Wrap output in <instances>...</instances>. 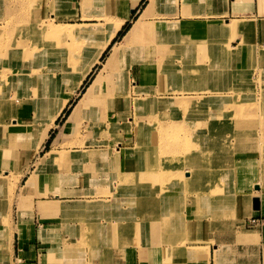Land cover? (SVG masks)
Here are the masks:
<instances>
[{"label": "crops", "instance_id": "1", "mask_svg": "<svg viewBox=\"0 0 264 264\" xmlns=\"http://www.w3.org/2000/svg\"><path fill=\"white\" fill-rule=\"evenodd\" d=\"M142 3L143 0H59L56 8V15L70 24H97L104 20L103 17L108 12L124 19L122 29L127 22L133 24L145 13L146 23L154 24L159 30L165 28L156 34L157 40L160 38L164 41L159 42L160 46L154 54L155 62L151 69L155 71L153 78L152 75V79L147 78L146 58L143 55L138 62L139 72L135 73L136 78L132 81L141 91L133 92L129 99V109L125 105L127 102L120 97V114L133 112V107L136 110L137 100L147 97L144 91L147 85L155 90L161 86L176 89L159 93L154 91L152 97H156L155 99L165 97L171 101L173 97L200 95L220 100L233 96L237 85L243 82L237 78L236 73L242 71V75L248 76V82L254 81L256 91L261 92L264 87V0H145L141 8ZM2 15L0 13V18H3ZM72 15L76 19L70 18ZM169 25L172 26L171 32L166 30ZM163 69L168 70V77L162 81L160 76ZM131 119L120 120L117 136V132L110 133L108 137L98 136L95 131H90L91 135L86 132L87 141L90 139V142L84 148L75 146L74 152H85L87 160L85 154L78 153L73 168L68 172L73 181L62 185V189L69 194H64L55 202L96 197L109 199L111 197L99 194L98 191L113 189L125 180L142 183V176L160 174L159 171L154 174L126 172L132 166L142 167L130 152L135 151L137 128V125H133L135 119ZM65 122L52 145L57 141L60 146L66 139L65 132L68 130L63 129ZM249 125L245 121V129H254ZM202 127L210 125L205 123ZM213 127L216 132L222 130L216 125ZM152 131L150 129V146L154 142ZM72 133H77V127L73 128ZM96 138L105 142L97 143ZM215 139L220 144L216 148L220 158L214 166L221 167V149L224 144L221 139ZM115 141L120 142V155L116 154ZM234 146L239 148L238 151H233L231 157L235 167H228V172L211 174L218 178V183L221 179H229L224 191L215 197L219 202L217 204L221 215L209 217L204 212L208 208V203L205 202L201 208L203 211H199L198 206L194 205L197 193L187 191L186 197H181L183 186V189L176 190L180 194L172 195L177 198L175 207L178 219L165 222L142 220L139 215L129 222L112 221L113 235L110 237L104 235L103 228V224L108 221L98 220L97 235L90 239L84 233L89 228L90 215L86 210L70 218V226L76 231L67 233L63 221L49 219L53 213L44 214L40 210L39 197L34 195L32 209H22L21 215L17 212L15 216L16 222L21 217L23 222L32 223L33 230L26 231L23 238L18 233L15 234L12 257L14 264H56L47 260V257L58 236L75 238L72 245L84 249V256L80 260L82 264H264V140L246 139L242 143L234 142ZM118 158L119 170L115 162ZM127 176H133V179ZM145 179L148 181L143 183L152 184L155 181ZM167 193L171 194L169 191ZM154 194L160 196L161 192ZM204 195L207 196L206 193ZM238 196H243L240 205H236ZM255 198L259 202L258 209H254ZM214 205L215 203L212 206ZM155 212L156 210L152 211L153 214ZM252 218H259L260 222L251 225ZM184 236L188 238L186 241L181 239ZM105 239L117 240L119 247L105 249ZM195 240L204 243L199 242L202 247L197 254L191 253L192 249L189 248ZM99 243L101 245L97 246ZM180 243L184 246L181 247Z\"/></svg>", "mask_w": 264, "mask_h": 264}, {"label": "bare ground", "instance_id": "2", "mask_svg": "<svg viewBox=\"0 0 264 264\" xmlns=\"http://www.w3.org/2000/svg\"><path fill=\"white\" fill-rule=\"evenodd\" d=\"M145 15L146 14L144 13L140 18H138L137 20L135 19L136 21L132 24V26L125 32L122 38L117 41L115 40V38L118 36L120 29L124 24V19L111 14L106 17L107 21H105L104 24L101 25V27H96L92 26L93 24L85 23L76 25L69 24L71 27H52L49 25V28L47 29L48 31H45L42 34H35L31 37V40H34V42H36L34 44H36V47L38 48V53L31 51L34 48H30V51L28 50V34L24 35V37L22 36V39L20 40L12 38L13 44L9 47L0 45V87L2 88V90L4 89V86L10 89H16L15 94L12 92H10L9 94L6 93L7 96L5 95L4 99H2L3 101H0V207H2V205L4 204V202L2 201L3 198L5 199V201H7V205H9V212H2L3 210H1L0 212V264L15 263L14 260L13 262L11 261V253L12 249L14 248L13 241L15 240V234L18 233L20 235V238L24 237L23 229L20 227V223H18L17 225L13 223L11 212L13 211L15 203L22 210L21 206L24 205L23 202L26 199V195L32 191L29 185L23 183L24 178L27 177L28 174L34 176L35 178L33 191H35V194L40 197V210L47 212L52 211L53 209H58L61 214L60 218L68 219L71 210L76 207V203H78L77 200L55 202V200H50L49 198L51 194H54L57 197H62L64 194H69V192L64 191L61 186L66 182L73 181L72 178L65 180L66 172L70 171L73 168V163L76 162L78 153L85 154V152L80 151L74 152V147L79 146L84 148L85 144L90 142V139L89 141H87L88 138L81 140L83 138L82 137L81 139H76L74 141L68 142L67 145H65V143L64 145L63 143H61L60 146L58 142H54L52 147L47 150L44 155H41L40 151L42 150L44 143L49 138L52 129L56 127L57 121L59 120L60 116L64 113L65 109L71 105L73 98L77 94H79L80 96L73 105L71 112L67 117L64 129L70 128L71 125H74L77 126L80 132L82 128H86L88 130L93 129L101 137H108L110 131L118 125L120 114V92L121 90L122 92H124L123 90L125 87L124 80H122L120 76V66L122 67L132 65L139 67V63L137 62H139L140 57L144 55V58H150V54H146L144 52L146 50H153L147 47H151V44L153 43V36H155L156 33L152 34L154 29L145 22ZM71 17L76 19V16L72 15ZM7 20L8 23H11V20L9 18H6V22ZM146 35L149 36L146 37ZM78 39H85V42L79 45L78 42H76V40ZM156 50H158V48ZM8 51H10L9 54H7ZM107 51H109V55L107 57H104ZM5 57H7L6 61ZM37 62H39L40 64L34 65L37 64ZM98 65H101V67L98 69V71H96L89 84L87 86H84L86 81L94 73ZM37 67H40L41 69L36 70L35 68ZM163 67H166V65H163ZM167 71L168 70L163 69L162 74L167 75ZM153 73V71L149 72L148 74L150 75L148 76L153 75ZM43 74H53L50 75L53 77V80L50 82L54 85H51L49 87L48 95L46 96V98L42 97L35 105V109L37 110V117L36 119H34L30 112H25L23 110H19L18 108L22 107V105L25 106L31 103L33 99L35 100V98H38L37 94L29 88V85L35 86L41 76H46ZM24 87H26L31 94L25 93ZM80 90H82L81 93ZM30 95L32 97H30ZM147 97L149 98L140 99L141 105L150 108H152L151 106L155 104L169 105L172 103L175 105V103L172 101H165L167 103H161L160 101H152V99H155L156 97ZM181 98L173 97L174 100ZM47 101L50 104V108L44 107ZM198 112L199 110L196 113ZM191 113L192 112H190V110L188 109L185 112V116L187 117ZM29 120H33L32 127H35V133L30 135V140L29 142H27L25 150L22 151L18 149L19 147H22V144L19 142V140L17 138L11 137L24 131L26 129V126L29 125L26 123V121ZM196 125L198 124H195V126ZM183 127L184 126H179L178 123L173 121L169 123L168 127L158 130L156 128L155 130L156 132H158V138H161V131L165 134L168 133L167 140L168 145L171 147L172 156H174V154H176L175 151L181 147L182 151L180 152L179 156H184L187 158L191 153L194 152L193 150H190L191 148L189 147L188 149L184 148L187 147V145H185L184 143H187L186 141H189V131L192 127H190V125H187V127H185V130ZM183 132L185 133L183 134ZM26 137L27 135H25V138ZM157 141L158 140L156 139V142ZM95 142L104 143L105 141H100V139L96 138ZM179 142H182L183 144ZM155 148H157V146ZM115 150L116 154L120 155V149L115 148ZM187 150H189L188 153H186ZM85 156L87 160V155L85 154ZM176 156L175 159L178 160ZM186 158H184V162L186 161ZM118 159H116L115 161H117ZM154 162L157 163L158 161L156 160L153 161V163ZM174 162L175 161H173L172 163ZM133 169L134 170L131 173L142 172L150 174V172H152L154 174V172L158 171V173H160L159 175L142 176V179L170 178L178 180L183 179L185 176L182 169L178 167L176 169H172L171 164L170 167H167L166 170H162L153 166L146 170L142 167H134ZM187 172L189 171L187 170ZM187 172L185 171V173ZM164 173H166V175H164ZM127 177L129 179H133V176ZM211 178L213 180L215 179L214 176H211ZM133 182L134 181H125V183L127 184L126 188L130 187L131 189L135 190V186H133V184L135 183ZM170 183L161 184L162 187H160V189L163 191L166 197L162 201V212L156 215V220L164 221V217L167 216L172 219L171 221H174V219H178L176 211L177 207H175L177 198L172 195L175 193H180L176 191L177 187H175L174 184ZM181 183H183V181ZM40 184H43L41 188L39 186ZM136 184L138 185L136 189L139 186L140 188L144 189L142 187V184L145 183L138 182ZM224 188L225 184L223 185V183L212 182L209 185L207 191L202 193L196 190L195 193H197V197L194 201V205L198 206L199 211H203L201 209L202 204L204 202L208 203V208H205L204 212H206V214H209V217L221 215L217 204L219 202L215 200V197H217ZM168 191L171 194H168ZM172 191L174 193H172ZM185 191L187 192V190ZM184 193L182 191L180 196H185ZM205 193L207 194V196L204 195ZM144 195L145 191L140 190L138 193V197H143ZM31 196L26 205H33V199L31 198ZM242 200L243 196H238L236 205H240ZM221 201H223V199H221ZM214 203L215 205L212 206ZM48 218L53 219L55 217L53 215H50ZM139 218L143 219L144 217L140 215ZM185 227L186 225L184 226V229ZM69 229V232L76 231L73 226L70 225ZM85 232L87 236L90 237V239L92 236V239H94L97 235L96 234L94 236V234L96 233V229H94L93 231L86 229L84 233ZM182 234L184 235V233ZM184 238L185 236L181 238L183 239L182 241H186V239H188L187 237L185 239ZM72 241L73 239L62 237L61 239L57 240V244L59 243L60 245H57L52 250L53 252L56 251V257L58 259H61V264H78L74 263V254H81V251H83V249L79 246L69 245V243ZM195 242L200 241L195 240ZM180 245L181 247L184 246L181 243ZM200 247L202 246L195 245L194 247H191V253H199L198 251H200Z\"/></svg>", "mask_w": 264, "mask_h": 264}, {"label": "rangeland", "instance_id": "3", "mask_svg": "<svg viewBox=\"0 0 264 264\" xmlns=\"http://www.w3.org/2000/svg\"><path fill=\"white\" fill-rule=\"evenodd\" d=\"M143 2L145 3V0H143ZM144 3H142L141 8L144 6ZM58 6H59V0H0V10H2V11H0V13L3 14L2 15L3 18H0V45H5V47H9L13 44L12 38L20 40V39H22V36L24 37V35L28 34V37H27L28 38V44H29L28 50L30 51L31 50L30 48H34L31 51L38 53V48L36 47V44H34L36 42H34V40H31L32 36H34L35 34H42L43 32L48 31L47 29L49 28V25L52 27L70 26L69 25L70 23L63 22L61 20L60 16L58 14L56 15V12H57L56 8ZM134 13H136V11ZM4 14H5V16H4ZM108 15H111V13L107 12V14L103 17L104 20H101L100 23L93 24L92 26L101 27V25H103L104 22L107 21L106 17ZM6 18H9L11 20V23L10 22L8 23V20L6 22ZM70 18H72V17L70 16ZM135 18H136V16H134V19ZM76 24H79V23H75L74 25H76ZM131 24H132V22H127L125 25L131 26ZM149 25L151 27H153V29H154L152 34H155V33L157 34L159 31L161 32L162 30L165 29V28H163V29L159 30V27L154 26V24H149ZM170 28H172L171 25H169L166 28V30L168 32H171ZM38 32H40V33H38ZM147 36H149V35H146V37ZM121 38L122 37L118 38V36H117L115 38V40L116 39L120 40ZM161 40L162 39H160V38H159V40H157L156 35L153 36V43L151 44V47H147V48L153 49V50H146L144 52L146 54L147 53L150 54V58L146 57V64H147V71L146 72H147V78L149 80L153 78V75L155 73V71L152 70L154 72L152 75V78H151V76H148V75H150L148 73L152 72L151 71L152 65L155 62L154 61V54L156 53V49L160 46V43L164 41V40H162V41ZM76 42H78V44L81 45L85 42V39H78V40H76ZM154 49H155V51H154ZM9 52L10 51H8L7 54H9ZM108 52L109 51H107L105 53L104 57L105 56L107 57L109 55ZM6 60H7V57H5V61ZM38 64H40V63L37 62V64H34V65H38ZM100 67H101V65L97 66L94 73L86 81L84 86H87L89 84L90 80L94 77L96 71H98V69ZM139 68L140 67H138V66L136 67V66H132V65H127V66H122V67L120 66V74H121L120 76H121L122 80H124V84H125V87L123 90L124 92H122V90H121L120 97L123 98L127 102V104L124 102L125 105L127 106V109H129V107H128L129 106V99L132 96L133 92L136 93L138 91H141V89H139L137 87V85L132 82L134 80L133 78H136V76L134 77V75H135V73L137 74L139 72ZM35 69L40 70L41 68L37 67ZM131 70H133V72ZM43 75H46V76H44V77L41 76L39 78L38 82L35 84V86L29 85V88L37 94L38 98H35V100L33 99V101L31 103H29L25 106L22 105V107L18 108L19 110H23L25 112H30V114L34 117V119H36V117H37V110L35 109V105L38 103V101L42 97L46 98V96L48 95L49 87L51 85H54L50 82L53 80V77L50 75H53V74H43ZM236 75H237V78L239 80L242 79L243 82L237 85V89L235 90V92L233 93V96L231 98H222L221 97L222 99L216 100L215 98H212V97H205V96H200V95H183L182 98L179 97L181 99H175L174 100L172 98L171 101L174 102L175 105L172 103L169 105H163V104L162 105L161 104L156 105L155 104V105L151 106L152 108L141 105L140 104L141 100L139 99V100H137V103H136L137 104L136 110H134L135 108L133 107V109H132L133 112L129 111L127 113L119 114L118 125L115 126L110 131V133H114V132L118 131V128L120 126V120H122V118H125L128 121V120H132L131 117H133L135 119V123H133V125H137L136 134H135L136 139H135V144H134L135 145L134 146L135 151H133V150L130 151L133 153V159H135V161L139 160L142 168H145V170L149 169L151 166L160 168L162 170L163 169L166 170L167 167H170V164H171L172 169L173 168L176 169L177 167L182 169V171L184 172V173L183 172L182 173L185 175L183 179L177 180V179H170V178H164V179H161V178H155L154 179L153 178V180H155L154 183L150 184V183L146 182L147 184L146 183L142 184L143 185L142 187L144 189L140 188V186L136 189V187L138 185L135 182H133V183H135V184H133V186H135V190L131 189L130 187L126 188L127 184L125 183V181H129V180H125L122 184L114 186L113 189H110V190L100 189L98 191L99 194L106 195V197L107 196L111 197L109 199H106L103 197H101V198L96 197V198H90L91 200L90 199H88V200L87 199L86 200H77L78 203H76V207L73 210H71V213H73V214L70 213V215L68 216V219L67 218H65V219L60 218L61 215H59L60 211L58 209H56V210L53 209L52 211H47V212L53 213L52 215L55 217V218H53L54 220L63 221V223H64L63 227H64L65 232L70 233L69 232L70 231V229H69L70 218H72L73 215H78V214L82 213V211L86 210V212H88L90 215V216H88L89 217L88 218V221H89L88 230L93 231L94 229H96V223H97L96 221H98V220H104L105 221L106 220V221H108V223L103 224V228L105 231L104 235L105 236L108 235L107 237H110L111 235H113V233L111 231V228L113 226L111 223L112 221H120L121 222L124 220L126 222H129L139 215H142L144 217L142 220L150 219L153 221H157L156 215H158L160 212H162V208H161L162 201L166 197L164 195L163 191L160 189V187H162L161 184H163V183L166 184V183L171 182L172 184H174L175 187H177L179 189H183V186H185L184 191L187 190V191H190L191 193H195L196 190H198L199 192H202V193L207 191L209 188V185L212 182L213 183L217 182L216 179H218L215 175H211V174L228 172L229 171L228 167H231V168L235 167L231 157H233V151L235 149H236V151H238L239 148L234 146V142L242 143L246 139H253V140L258 139L261 141L264 140V100H263L264 99V87L262 88L261 92H258V91H256V87H255L256 84L254 83V81L252 83L248 82V76L246 77V76L242 75V71H237ZM166 76L168 77V71H167V75L161 74V76H160L161 80L162 81L166 80ZM25 88L26 87H24V90H25L24 92L30 93L28 91V89L27 88L25 89ZM127 88L129 89V91ZM9 89L10 88L4 86V89L2 90V88L0 87V101L2 99H4L5 95L7 96L6 93L9 94L10 92H12L15 94L16 89L11 88L10 91H9ZM166 90H176V89H167V88H165V87L163 88L161 86L160 89L155 90L153 87H150L149 85H147V87L144 88V91L147 93V96H152V94H154V91H156V93L157 92L159 93V92H163ZM81 91L82 90H80V93H81ZM79 96H80L79 94L75 95V97L72 100L71 105L68 108H66L64 113L60 116L59 120L57 121L56 127H54V129H52L49 138L44 143V146H43L42 150L40 151L41 155H44L45 152L52 147V142H53L54 138H56L58 136V133L60 132L61 126L63 125V123L67 119L68 115L71 112L73 105L78 100ZM21 97H22V95H21ZM30 97H32V96L30 95ZM146 98H149V97H146ZM153 98H155V97H153ZM158 98L152 99V101L153 100L160 101L161 103H167L165 101H168V100H166L165 97H163L161 99H158ZM54 99H55V97H54ZM21 104H24V103H21ZM121 106H122V104H121ZM44 107L50 108V104L48 103V101L45 103ZM32 108H34V109H32ZM188 109L192 113L189 114L188 117H186L183 114ZM35 110H36V113H35ZM198 110H199V112L196 113ZM155 112H157V114H155ZM33 120L26 121V123L29 124L26 126V129L24 131H22L20 134H17L15 136L11 137V138H17L19 140V142L22 144V147L18 148L19 150H22V151L25 150V148L27 146V142H29V140H30V135L35 133V127H32L33 126L32 125ZM173 121L178 123L179 126H184L183 127L184 130H185V127H187V125H190V127H192L191 130L189 131L190 139H189V141H186L187 143H184L185 145H187V147H184L185 149H188V147H189V148H191L190 150L194 151L193 153H191L188 156L189 158L188 157L186 158L184 156H179L180 152L182 151L181 147L178 148L175 151L176 154H174V156H172L171 147L168 145V140H167L168 133L165 134L164 132L161 131L162 133L160 132V135L162 134L163 136L159 135L161 138H158V136H157L158 132H156V130H155L156 128H157V130L158 129H164V128L168 127L169 123H171ZM245 121H248L250 124L249 127L253 126L254 129H251V128L245 129V127H244ZM184 123H185V125H184ZM194 123L198 124V125L195 126ZM205 123H207V124L209 123L210 127H206V128L202 127V125H205ZM214 125L219 126L220 129H222V130L216 132V128L213 127ZM74 127H77V126L71 125L70 128H66V129L63 128L64 130H68L65 132L66 133V135H65L66 139L62 142L63 145H64V143H65V145H67L68 142L74 141L76 139H81L82 137L83 138L81 140L87 139L86 134L90 133V135H91L92 132H90V131H94L93 129L88 130L86 128H82L81 132H80L77 128V130L79 132L77 131L76 134L75 133L73 134L71 132H72ZM150 129L153 130L152 131V139L154 140V142L152 143L153 145H151V146L149 143ZM255 129H257V130H255ZM86 132H88V133H86ZM184 133L185 132H183V134ZM25 135H27L26 138H25ZM115 135L117 136V135H119V133L117 132ZM215 138L221 139L222 144H224L223 148L221 149L223 151L222 157L220 159V161H222L221 167H215L214 166V164L216 163V160L220 158L218 156V153L216 150L217 147H220V144L216 143ZM156 139L158 140L157 142H156ZM178 139H180V138H178ZM202 140H204V141H202ZM119 143L120 142H117V141L114 142L115 148L120 149V146L118 145ZM156 143L158 145L157 148H155V146H154ZM179 143H182V142H179ZM143 145H145V146H143ZM229 145H233V146H229ZM183 151H184V149H183ZM188 152H189V150H187L186 153H188ZM120 154H121V150H120ZM219 154H221V152H219ZM175 156H176V158H178V160L175 159ZM184 158H186L185 162H184ZM156 160L158 162L153 163V161H156ZM173 161H175V162L172 163ZM115 162H116V167H118V164H120V160L118 159ZM178 164H179V166H178ZM218 165H219V163H218ZM123 167H125V166H123ZM133 168L134 167L132 166L131 168L126 169V172H129V173L133 172V170H134ZM186 169L189 172H187ZM117 170H119V169H117ZM185 171L187 173H185ZM68 172H66L65 180L72 178L71 175L68 174ZM164 175H166V173H164ZM208 175H209V177H208ZM211 176H214L215 179L213 180L211 178ZM34 180H35L34 176L29 175V174L23 180V183L29 185L32 191L26 195V197H25L26 199L23 202L24 205L21 206L22 209L31 210L33 205H34V204L31 206L26 205V203L29 200L31 195H32L31 198H33L34 195L37 196L35 194V191H33L34 190V188H33ZM141 181L145 182L148 180L142 179ZM182 181H183V183H181ZM118 182L120 183V179L118 180ZM220 183H223V185L227 183V185H228L229 179H227V178L221 179ZM40 185L43 186V184H40ZM153 189H155V191ZM140 190L145 191V195L143 197H138V193ZM184 191H183V193H184ZM113 192H115V193H113ZM156 192H161V195L160 196L155 195L154 193H156ZM186 193L187 192L185 191V193H184L185 196H186ZM60 198H62V197H57L56 195L51 194L49 199L50 200H57ZM43 199H46V198H43ZM2 201L4 202V204L2 205V207H0V212H1V210H3L2 212H4V211L9 212V205H7V201H5L4 198L2 199ZM14 205L15 206L13 208V211L11 212L12 221L16 225L18 223H20V227L23 229L24 235H26L25 234L26 231L31 232L33 230V224L23 222L21 217H20V221L16 222V220H15L16 213L19 212V215H21V212H20L21 209L19 208V206H17L16 203ZM133 209H135V210H133ZM153 210H156V212L154 214L152 213ZM42 212L44 214L47 213L44 211H42ZM91 212L92 213L94 212V213L90 214ZM164 218L165 219L163 222H165L166 220L171 221L169 216L164 217ZM96 234H97V231L94 234V236ZM64 237H66V236H64ZM61 238H62L61 236L60 237L58 236V238L55 239L54 240L55 242H53V244H52L53 246L50 250V255L47 257V260H50L51 263L55 262L56 264H59L61 262V259H58L56 257L57 256L56 251H54V252L52 251L54 247H56L57 245H60L59 243L57 244V240L61 239ZM92 238H93V236L91 237V239ZM69 239H73V241L75 240V238L72 236ZM14 241H13V244H14ZM194 242L195 241H193V245L191 247H194L195 245L201 246V244H204L202 241H200L201 244H199V242H195V243ZM104 243H105L104 244L105 249H107V250H110L112 247H119V245L117 244V240L112 241V240L105 239ZM112 243H114V244H112ZM69 245H72V242H70ZM100 245L101 244H98L97 246H100ZM191 247H189V248H191ZM13 252H14V248L12 249L11 258L14 256ZM83 253H84V249H83V251H81V254H77V255L74 254L75 255L74 256V263L82 264L80 260H82V257L84 256ZM13 260L14 259L12 258L11 261L13 262Z\"/></svg>", "mask_w": 264, "mask_h": 264}, {"label": "trees", "instance_id": "4", "mask_svg": "<svg viewBox=\"0 0 264 264\" xmlns=\"http://www.w3.org/2000/svg\"><path fill=\"white\" fill-rule=\"evenodd\" d=\"M129 27H130L129 25H124V26H123V29H121L120 32H119V34H118V38H119V37H122V36L125 34V32L129 29ZM116 40H117V39H116ZM48 142H49V141H48ZM47 144H48V143H47ZM47 147H48V146H47Z\"/></svg>", "mask_w": 264, "mask_h": 264}, {"label": "built area", "instance_id": "5", "mask_svg": "<svg viewBox=\"0 0 264 264\" xmlns=\"http://www.w3.org/2000/svg\"><path fill=\"white\" fill-rule=\"evenodd\" d=\"M260 222V219L259 218H252L251 220H250V224L251 225H256V224H258Z\"/></svg>", "mask_w": 264, "mask_h": 264}, {"label": "water", "instance_id": "6", "mask_svg": "<svg viewBox=\"0 0 264 264\" xmlns=\"http://www.w3.org/2000/svg\"><path fill=\"white\" fill-rule=\"evenodd\" d=\"M253 204H254V209H258L259 208V202H258V199H254L253 200Z\"/></svg>", "mask_w": 264, "mask_h": 264}]
</instances>
